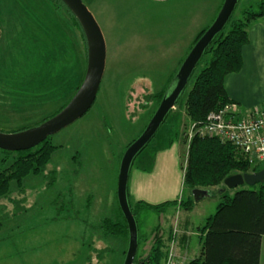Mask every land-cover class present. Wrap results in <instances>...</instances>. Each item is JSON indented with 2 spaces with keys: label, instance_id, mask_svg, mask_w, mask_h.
<instances>
[{
  "label": "rangeland",
  "instance_id": "rangeland-1",
  "mask_svg": "<svg viewBox=\"0 0 264 264\" xmlns=\"http://www.w3.org/2000/svg\"><path fill=\"white\" fill-rule=\"evenodd\" d=\"M39 1L46 3L47 0H0V69L4 63L9 69L12 61L18 60L19 53L14 51L20 46L16 33L23 25L29 31L23 33L26 39L32 30L36 35L33 58L39 60L46 51L53 59L50 54L54 44L46 30L41 28H51L55 35L63 33L64 36L67 26L64 18L67 17L68 22H71V18L62 6L58 7V11L63 15L41 8L43 5ZM260 1L240 0L235 17L240 16L245 6L256 8ZM83 2L94 15L106 41L104 77L92 108L74 124L50 137V142L59 148L52 155L46 171L38 176L26 177L22 188L13 182L10 193L0 198V264L124 263L126 240L106 238L98 229L104 219H114L119 212L118 177L122 157L155 112L158 103L153 95L169 88L193 48L195 38L212 25L224 0ZM29 16L35 19V23L31 24ZM41 23L43 26L40 28ZM59 25H65L63 30ZM69 25L67 33L70 39L61 41L63 45L67 44L70 55H74V49L76 55L64 57L70 62L74 61L67 64L68 69L60 70L58 88L45 87L51 79L47 81L48 77L41 78L45 70L37 69L40 63L35 65L32 60L29 62L32 68L26 69V63L23 69V75L28 74L31 82L35 81L32 84L35 88L27 93L30 99L13 94L10 86L0 82L1 132L13 133L23 128H33L55 114L73 97L80 83L78 81L85 72V63L83 59L80 66L78 49L81 45L74 44L73 47L69 44L79 37L78 30ZM5 47L7 51L3 56ZM25 53L29 54L27 51ZM48 64L49 75L59 69V65L50 60ZM202 66V63L198 65L196 74ZM15 72L20 73L19 65ZM194 79L195 76L180 97V104L132 164L128 192L133 205L139 200L159 205L186 200L191 195L183 186L188 157V145L184 139L187 141L190 126L185 99ZM38 85L42 86L37 88ZM14 86L18 87L19 81L18 86L16 83ZM16 101L18 105H15ZM170 139H174L172 144H169ZM19 156L18 152L0 149V172L10 168ZM51 172L55 175L53 180L49 176ZM238 189L253 190L254 187L244 185ZM230 191L235 193V190ZM209 192L208 197L196 201L197 207L190 214L184 212L191 220V230L194 232L191 236L192 247L197 252L201 250V229L207 218L216 213L221 202L219 188H210ZM176 214L174 207L160 215L154 212L139 214L137 259L147 257L155 236L167 228L163 220L170 218L173 224L177 219ZM176 229L177 226L168 229L163 235L173 236L174 233L175 239ZM169 258L170 252L166 264Z\"/></svg>",
  "mask_w": 264,
  "mask_h": 264
},
{
  "label": "trees",
  "instance_id": "trees-1",
  "mask_svg": "<svg viewBox=\"0 0 264 264\" xmlns=\"http://www.w3.org/2000/svg\"><path fill=\"white\" fill-rule=\"evenodd\" d=\"M39 2L43 5L41 8L56 11L61 15L63 14L58 11V7L62 6L70 16L71 22H68V18L63 16L65 17L64 19L67 25L64 36L63 33L61 35H55L52 33L51 28H41L43 25L42 23L40 24V28L46 30L47 36L54 44L50 54V56H53V59L49 57L48 52L44 51L45 56H42L39 60L37 58V61L33 58V46L36 43V35L32 30V33L28 34L26 39L23 33L29 31L25 30L23 24L22 27H19L20 30L16 33V38L17 44H20V46L14 49V51H16L15 53H19V58L16 62L12 61V65L9 69L5 66V63L3 64V68L0 69V82L3 85L10 86L12 93L23 99H30L31 96L27 95V93L31 91V88H35V85H32L35 84V81L31 82L28 78V74L23 75V69L26 63L28 64L26 69L28 68V70H30L32 68V65H29L31 60L35 65L37 62L40 63L37 64V69L40 67V69L43 68V70H45L43 74H41V78L48 77L47 81L51 79L50 83L47 82L45 87L49 85L48 88H50V86H54L55 89L58 88L57 79L59 78L60 70L68 69L67 64L73 63L74 61L72 60V62H70L64 57L76 55L75 49L74 55H70L71 53L67 44L63 45L62 43V41L65 42L70 39L67 33L68 26H70L69 24H72L79 32L77 41H70L69 44L73 47L74 44L76 46L78 44L81 45L79 49L77 48L78 53L81 55L79 60L80 66L83 63V59L85 63V72L83 71L82 79L78 81V83H80L76 87V91L84 79L88 63V49L84 31L79 21L68 7L62 0H47L46 3L44 1ZM29 19H32L31 24L35 23V19L32 16H29ZM257 19L264 20V0L260 1L256 8L252 6L245 7L240 16L235 17L234 13L225 29L215 38L214 42L206 51L200 62L203 68L197 74L195 70L193 74V76H195L193 87L185 99L186 115L191 125H204L211 112L217 111L225 105L234 104L227 94L225 79L229 74L237 73L242 69V49L248 43L250 24ZM59 26L61 30L65 27V25L63 27L62 25ZM206 30L207 29L202 30L197 35L194 45ZM22 49L29 52V54L25 53V51L21 52ZM3 50L4 54L2 52V55L5 56L7 48L5 47ZM49 60L55 65H59V69L55 71L51 68L52 72H54L50 75V71L47 69V67L50 66L48 64ZM60 60L62 61L60 62ZM17 65L20 67L19 74L15 72ZM39 82L38 80L37 83ZM15 83L18 87L14 86ZM40 86L42 85H38L37 88H40ZM165 92L166 90L153 95V98L158 103L157 108ZM69 101L51 117L44 119L35 126L42 124L58 114ZM14 103L18 105L17 101ZM179 104L178 101L176 106ZM18 107L21 108L20 106ZM30 128L32 127L23 128L15 132ZM176 135L178 134L176 133ZM172 141H174V139H170L169 144H172ZM184 142L188 145L187 163L184 168V187L191 192V195H189L186 200L169 201L159 205H152L142 201L133 205L130 200L131 196L128 192L130 207L136 218L138 230V216L140 213L154 212L160 215L172 207H179L184 211L191 212L196 202L192 196L193 190L204 189L210 191V188H219L221 202L217 207L216 213L207 218L205 225L201 229V252L199 256L192 259L187 264H260L261 244L264 238V182L256 185L253 190L234 189V194H232L230 189L226 188L224 182L228 177L235 174L259 172L264 169V165L253 166L234 146L229 143H223L216 138H201L195 136L191 141H188V138L187 141L184 139ZM58 148L59 147L50 142L49 137L45 142L34 149L18 152L20 156L13 162L12 166L0 172V198L10 193L13 182L17 184L19 188H22L23 180L26 177L29 175L38 176L43 174L46 171L52 155ZM49 176H52L53 180L55 176L54 172H51ZM118 208L119 212L116 214L115 218L104 219L98 229L102 231L106 238L125 239L127 244L123 255L126 257L129 244V231L125 217L120 207ZM1 231L2 223L0 222V233ZM169 239H164L162 236L156 235L155 242L147 257L143 259H137L136 257L134 264H166L170 250Z\"/></svg>",
  "mask_w": 264,
  "mask_h": 264
},
{
  "label": "water",
  "instance_id": "water-1",
  "mask_svg": "<svg viewBox=\"0 0 264 264\" xmlns=\"http://www.w3.org/2000/svg\"><path fill=\"white\" fill-rule=\"evenodd\" d=\"M62 2L79 21L86 37L88 63L84 79L69 103L52 118L38 126L20 132L4 133L0 131V149L3 151L25 152L38 147L49 137L58 134L81 119L92 108L97 98L105 73L107 57L103 32L83 0H62ZM239 2L240 0H224L214 22L195 43L173 77L169 88L166 90L146 128L128 146L122 157L118 177V202L129 231V244L123 264H134L139 248L138 224L132 213L128 198V182L132 164L136 157L150 144L163 126L168 115L175 109L206 51L215 38L225 29ZM1 37L2 30L0 25V41ZM263 182L264 169L255 173L232 175L225 180L224 185L227 189L234 190L244 185L255 187ZM209 195L210 192L204 189L192 191L195 201H199Z\"/></svg>",
  "mask_w": 264,
  "mask_h": 264
},
{
  "label": "crops",
  "instance_id": "crops-1",
  "mask_svg": "<svg viewBox=\"0 0 264 264\" xmlns=\"http://www.w3.org/2000/svg\"><path fill=\"white\" fill-rule=\"evenodd\" d=\"M247 7V6H245ZM244 7V8H245ZM243 8V9H244ZM243 9L240 11H243ZM243 66L237 73L229 74L225 79V88L229 98L237 106L242 116H247L253 110L261 109L264 107V20L257 19L250 24L248 31V43L242 49ZM185 168V167H184ZM184 186V178H183ZM136 197L135 195L133 196ZM141 202V200L136 201ZM144 202V201H142ZM147 203V202H146ZM196 203V202H195ZM153 205V204H152ZM197 204L194 205V209ZM177 219L172 224V219L165 218L164 224H167V228L161 231V235L164 239H169V252L175 251V259L173 264H187L192 260L190 257L196 258L199 256V252L195 251L192 247L191 236L194 232L191 230V220L186 215V211H183L179 207H175ZM193 209V210H194ZM190 214V212H187ZM184 217V218H183ZM168 224L170 225L168 227ZM176 238L169 234L165 236V232L168 229L176 228ZM99 227V226H98ZM179 229V230H178ZM201 233L199 234V237ZM173 239V240H172ZM92 244L94 240L92 239ZM200 243V239H199ZM201 246V244H200ZM197 252V253H196ZM193 258V259H194ZM260 264H264V238L261 244V258Z\"/></svg>",
  "mask_w": 264,
  "mask_h": 264
},
{
  "label": "built area",
  "instance_id": "built-area-1",
  "mask_svg": "<svg viewBox=\"0 0 264 264\" xmlns=\"http://www.w3.org/2000/svg\"><path fill=\"white\" fill-rule=\"evenodd\" d=\"M195 136L219 139L234 146L253 166L264 164V107L242 116L234 104L211 112L204 125L190 124L188 141ZM173 252L167 264H173Z\"/></svg>",
  "mask_w": 264,
  "mask_h": 264
}]
</instances>
